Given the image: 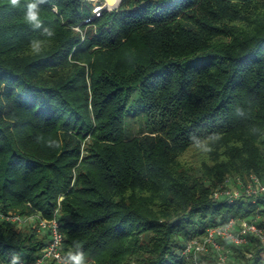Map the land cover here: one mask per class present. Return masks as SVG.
<instances>
[{
    "label": "trees",
    "instance_id": "trees-1",
    "mask_svg": "<svg viewBox=\"0 0 264 264\" xmlns=\"http://www.w3.org/2000/svg\"><path fill=\"white\" fill-rule=\"evenodd\" d=\"M39 7L56 34L37 55L43 28L0 0L1 214L55 216L62 256L78 242L93 264H187L186 244L230 218L264 230V198L211 197L226 176H264V0ZM135 107L146 130L131 136ZM247 240L231 247L264 264ZM46 242L0 218V264Z\"/></svg>",
    "mask_w": 264,
    "mask_h": 264
},
{
    "label": "built area",
    "instance_id": "built-area-1",
    "mask_svg": "<svg viewBox=\"0 0 264 264\" xmlns=\"http://www.w3.org/2000/svg\"><path fill=\"white\" fill-rule=\"evenodd\" d=\"M103 6H94L91 9L93 16H99ZM87 21V19L85 20ZM213 200H232L250 198H264V176L258 177L249 174L241 177H226L218 184L211 193ZM0 218L13 223L15 226L25 221H33V226L40 233L47 235L46 245L41 250L40 255L29 262L20 261L18 264H45L52 261L60 264L62 257L61 243L63 235L59 229V223L55 216L51 219H45L39 215L19 216L17 214L3 215ZM249 236L257 238L264 242V230L258 227L255 222L246 219L230 218L224 224H217L207 228L204 236L189 241L184 249V255L194 256L196 252H213L216 253L219 263H223L226 254L220 251V244L225 243L229 246H242L247 244ZM194 262V261H193ZM194 264H197L196 262Z\"/></svg>",
    "mask_w": 264,
    "mask_h": 264
},
{
    "label": "clouds",
    "instance_id": "clouds-1",
    "mask_svg": "<svg viewBox=\"0 0 264 264\" xmlns=\"http://www.w3.org/2000/svg\"><path fill=\"white\" fill-rule=\"evenodd\" d=\"M47 0H7L10 7L22 9L24 12L23 19L25 23L33 29H41L44 39L33 38L30 40L29 47L33 54H40L45 47L50 45L55 37L54 28L44 27V21L41 18V8L39 5L46 3ZM210 150V149H205ZM19 256H13L12 264H18ZM60 264H93L83 251L82 246L77 242L74 244L73 250L67 252L60 258Z\"/></svg>",
    "mask_w": 264,
    "mask_h": 264
},
{
    "label": "rangeland",
    "instance_id": "rangeland-1",
    "mask_svg": "<svg viewBox=\"0 0 264 264\" xmlns=\"http://www.w3.org/2000/svg\"><path fill=\"white\" fill-rule=\"evenodd\" d=\"M86 2H89L92 7L94 6H103V10H112L118 7V5L114 8L110 7L113 6L118 0H84ZM138 107V106H137ZM135 107L133 110H131L129 113V116H127V126L126 130L131 136H135L138 133H141L142 131H145V125H144V119H142L141 116L134 115V111L138 109ZM246 176V175H244ZM228 177V176H226ZM258 220H263V217H258ZM256 223V222H255ZM34 224L33 221H25L21 223L18 226V228H28L32 227ZM220 251L224 252L226 254V258L223 263H219L218 258L216 256V253L207 251V252H196L194 256H188L187 257V264H194L195 262L197 264H246V258H247V251H236L231 246L221 243L220 244ZM194 261V262H193ZM49 262H46L45 264H48Z\"/></svg>",
    "mask_w": 264,
    "mask_h": 264
},
{
    "label": "bare ground",
    "instance_id": "bare-ground-1",
    "mask_svg": "<svg viewBox=\"0 0 264 264\" xmlns=\"http://www.w3.org/2000/svg\"><path fill=\"white\" fill-rule=\"evenodd\" d=\"M118 3H119V2H118ZM118 3H117V5H118ZM117 5H116V6H117ZM116 6H115V7H116Z\"/></svg>",
    "mask_w": 264,
    "mask_h": 264
},
{
    "label": "water",
    "instance_id": "water-1",
    "mask_svg": "<svg viewBox=\"0 0 264 264\" xmlns=\"http://www.w3.org/2000/svg\"><path fill=\"white\" fill-rule=\"evenodd\" d=\"M121 0H119V3H120Z\"/></svg>",
    "mask_w": 264,
    "mask_h": 264
}]
</instances>
